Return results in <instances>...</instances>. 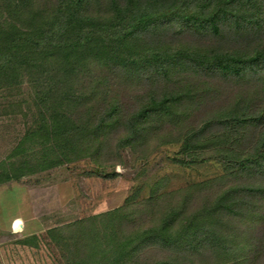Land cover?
<instances>
[{
    "label": "trees",
    "instance_id": "1",
    "mask_svg": "<svg viewBox=\"0 0 264 264\" xmlns=\"http://www.w3.org/2000/svg\"><path fill=\"white\" fill-rule=\"evenodd\" d=\"M262 33L264 0H0V91H15L23 83L31 87L28 109L39 126H32L21 144L41 140L35 164L0 163V186L103 156L119 129L124 135L116 149L145 145L157 135L162 145L177 142L197 158L211 153L228 171L248 178L204 205L186 209L187 199L170 204L154 225L142 229L123 208L49 229L48 237L65 247L68 264H139L145 248H186L204 240L231 246L238 235L228 233V223L248 215L255 219L248 228L258 233L252 248L260 251L264 210L252 205L264 202ZM186 34L198 39L185 41ZM203 80L241 92L234 103L194 125L191 112L208 93ZM139 84L147 90L129 107L122 100L130 98L118 87ZM215 125L240 130L251 145L227 147L229 133L222 131L206 140ZM208 143L222 145L199 153L211 147ZM38 239L30 235L18 244L37 248ZM152 264L180 263L169 256Z\"/></svg>",
    "mask_w": 264,
    "mask_h": 264
},
{
    "label": "rangeland",
    "instance_id": "2",
    "mask_svg": "<svg viewBox=\"0 0 264 264\" xmlns=\"http://www.w3.org/2000/svg\"><path fill=\"white\" fill-rule=\"evenodd\" d=\"M182 39L194 42L198 38L186 34ZM201 83L208 93L202 106L191 112L194 125L210 118L221 107L234 103L241 92L218 80H203ZM147 87L146 84H139L121 85L118 88L122 95L130 98L122 101L132 107L133 103L140 101ZM30 88L23 83L15 91H0V163L20 164L27 159L32 165L40 158L41 140L21 144L29 129L32 126L38 129L39 126L37 114L35 116V111L28 109L33 92ZM90 104L96 105V101ZM189 123L190 119L187 121ZM166 128L172 133L173 139H177V133ZM233 130L231 127L223 129L215 125L205 139L222 131L229 133V138L225 139L227 147L246 148L251 145V140L246 137L249 135L240 130L234 133ZM123 135L124 130L119 129L108 138V150L103 156L86 157L36 172L17 182H9L15 185L22 200L13 206L11 194L0 195V243H3L0 246V264H68L65 247L48 237L46 231L49 229L118 208L130 214L136 229H142L154 225L170 204L187 199L186 209L201 206L225 188L248 178L228 171L226 164L220 158L210 156L211 153L197 158L183 153L177 142L162 145L157 135H153L145 145L116 149V143ZM206 145L210 147L212 144ZM221 145H213L199 153H207ZM18 146L19 153L7 160ZM21 149L26 152L20 153ZM249 180L255 182L253 178ZM261 204L263 207H258ZM252 209L264 210V202L254 201ZM17 211L24 218L25 230L21 228V222H17L14 229L20 234L13 235L6 228L11 220L10 213ZM254 222L255 219L248 215L228 223V233L238 235L234 245L222 243L221 247L204 240L186 248H145L138 255V262L152 264L153 261L170 256L180 264H254L253 260L259 257L258 264H263V243L260 251L252 248V245L258 244L255 242L258 233L248 228ZM30 235H38L37 248L18 244L21 237ZM244 244L246 246L243 248Z\"/></svg>",
    "mask_w": 264,
    "mask_h": 264
},
{
    "label": "crops",
    "instance_id": "3",
    "mask_svg": "<svg viewBox=\"0 0 264 264\" xmlns=\"http://www.w3.org/2000/svg\"><path fill=\"white\" fill-rule=\"evenodd\" d=\"M11 184V185H10ZM11 186V187H10ZM15 185H12V183H9V184H6V185H3V186H0V195L2 196L3 194L7 193V194H11L12 196V203H13V206L14 205H18L19 204V200L21 201L22 198L18 196V191L15 189L14 187ZM12 188L14 189L13 192H11ZM20 192V191H19ZM10 222H9V225L7 226L6 228V231L8 232H12L11 234L13 235H16V234H20L19 231H16L14 229V225L17 223V222H21L22 224V227L23 230H25V226H24V218L23 216L21 215L20 211H17V212H13L12 214L10 213ZM21 231V230H20ZM22 233V232H21ZM26 236H23L21 238H24ZM20 238V237H19ZM3 243H0V246H2Z\"/></svg>",
    "mask_w": 264,
    "mask_h": 264
},
{
    "label": "water",
    "instance_id": "4",
    "mask_svg": "<svg viewBox=\"0 0 264 264\" xmlns=\"http://www.w3.org/2000/svg\"><path fill=\"white\" fill-rule=\"evenodd\" d=\"M21 228H22V225H21Z\"/></svg>",
    "mask_w": 264,
    "mask_h": 264
}]
</instances>
